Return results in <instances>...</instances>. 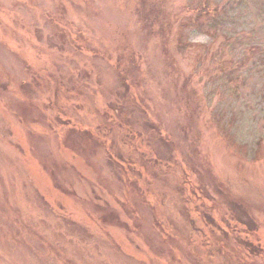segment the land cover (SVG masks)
I'll return each mask as SVG.
<instances>
[{
  "label": "rangeland",
  "instance_id": "rangeland-1",
  "mask_svg": "<svg viewBox=\"0 0 264 264\" xmlns=\"http://www.w3.org/2000/svg\"><path fill=\"white\" fill-rule=\"evenodd\" d=\"M0 264H264V0H0Z\"/></svg>",
  "mask_w": 264,
  "mask_h": 264
},
{
  "label": "trees",
  "instance_id": "trees-1",
  "mask_svg": "<svg viewBox=\"0 0 264 264\" xmlns=\"http://www.w3.org/2000/svg\"><path fill=\"white\" fill-rule=\"evenodd\" d=\"M201 9H202V10H204V9H210V7H208V6H207V7H204V6H203V7H201ZM215 9L218 10V7L215 6Z\"/></svg>",
  "mask_w": 264,
  "mask_h": 264
}]
</instances>
